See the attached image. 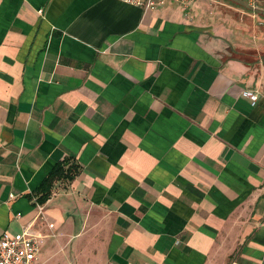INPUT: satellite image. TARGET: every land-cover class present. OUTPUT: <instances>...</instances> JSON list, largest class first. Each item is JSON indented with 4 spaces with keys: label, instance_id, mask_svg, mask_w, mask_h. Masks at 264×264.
<instances>
[{
    "label": "crops",
    "instance_id": "obj_1",
    "mask_svg": "<svg viewBox=\"0 0 264 264\" xmlns=\"http://www.w3.org/2000/svg\"><path fill=\"white\" fill-rule=\"evenodd\" d=\"M208 6L0 0V236L33 223L38 264L87 228L101 264H264V38Z\"/></svg>",
    "mask_w": 264,
    "mask_h": 264
},
{
    "label": "rangeland",
    "instance_id": "obj_2",
    "mask_svg": "<svg viewBox=\"0 0 264 264\" xmlns=\"http://www.w3.org/2000/svg\"><path fill=\"white\" fill-rule=\"evenodd\" d=\"M210 9L222 10L231 9L229 6H237L246 11L255 10L258 12L257 33L264 38V24L260 23L259 17H264V0H206ZM224 3V4H223ZM229 4L227 6L226 4ZM253 3L256 7H253ZM105 242L102 233L90 232V228L82 231L78 237L61 241L57 239L54 244L56 258L55 264H101V256H98L102 250V244Z\"/></svg>",
    "mask_w": 264,
    "mask_h": 264
},
{
    "label": "built area",
    "instance_id": "obj_3",
    "mask_svg": "<svg viewBox=\"0 0 264 264\" xmlns=\"http://www.w3.org/2000/svg\"><path fill=\"white\" fill-rule=\"evenodd\" d=\"M124 1L144 8H157L163 6L167 0ZM178 1L186 5L189 0ZM242 95L250 98L253 104H256L260 98L259 93L251 89H244ZM38 219L46 220L42 206H40ZM48 226L53 228L54 223L48 222ZM32 227L33 223H30L13 236L8 233L0 236V264H38L39 241Z\"/></svg>",
    "mask_w": 264,
    "mask_h": 264
},
{
    "label": "trees",
    "instance_id": "obj_4",
    "mask_svg": "<svg viewBox=\"0 0 264 264\" xmlns=\"http://www.w3.org/2000/svg\"><path fill=\"white\" fill-rule=\"evenodd\" d=\"M77 170L78 165H71L70 167H65V164L58 163L44 178V180L36 190V192L40 195L39 202L42 203L51 196L54 183L57 180L73 178V175Z\"/></svg>",
    "mask_w": 264,
    "mask_h": 264
}]
</instances>
